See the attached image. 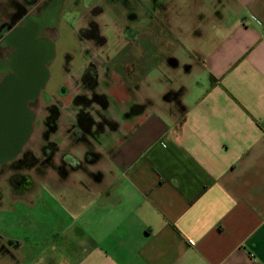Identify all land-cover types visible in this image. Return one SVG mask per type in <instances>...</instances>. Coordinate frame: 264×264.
<instances>
[{
	"label": "crops",
	"instance_id": "0c3cea01",
	"mask_svg": "<svg viewBox=\"0 0 264 264\" xmlns=\"http://www.w3.org/2000/svg\"><path fill=\"white\" fill-rule=\"evenodd\" d=\"M156 1L168 26L126 35L123 79L109 67L116 130L3 212L0 264H264V0Z\"/></svg>",
	"mask_w": 264,
	"mask_h": 264
},
{
	"label": "flooded vegetation",
	"instance_id": "af4514ba",
	"mask_svg": "<svg viewBox=\"0 0 264 264\" xmlns=\"http://www.w3.org/2000/svg\"><path fill=\"white\" fill-rule=\"evenodd\" d=\"M137 1L141 2V0ZM62 2L63 0H43L42 2H38V0H25L24 3L13 1V11L9 12L0 22V62H11L18 53L20 48L19 41L11 42L8 41V38L14 34L15 31L17 32L19 29L26 26L24 22L26 18L31 17L33 19H40L44 17L43 20H46L47 10L54 9L55 7L58 9V7L62 6ZM26 6L32 7L28 10ZM48 29L49 25L45 23V25L35 33V38L42 43L46 42L51 45L52 55L48 60L50 61L54 52L51 39L44 35ZM78 31L79 37L82 38L81 40L88 36V38H91L95 33H87L83 29H79ZM82 32H85V36L82 35ZM130 32H132V30H126L125 35H130ZM2 46L9 47L6 59L2 57ZM95 56L97 55L95 54ZM99 61L101 64L104 62L102 60ZM47 62L44 64L46 71ZM15 72L16 68L14 66L13 68L9 67L5 70L0 69V87L6 83ZM80 79L82 88L90 89L88 93L74 92L68 94L69 92L61 86L56 93L49 96L45 95L47 97V103L49 102L48 105H46L47 114L45 116V128L50 131L49 133L45 132V141L41 143L37 151H35L31 145L26 148H23V146L27 142L34 120L31 106L35 104L44 83L32 98L26 100L25 105L31 116L29 131L19 149L14 154L0 159V214L12 210L14 204L18 202L21 192L29 189H38L33 188L36 187L37 181L42 188L38 190L47 191L50 189V181L48 180L52 175H56L61 179L63 177H68L70 173L86 170L87 165L93 164L99 157L96 147L99 144L108 142L112 132L116 130V124L111 118L112 107L108 96L105 92L96 91V86L99 85V76L94 62L88 63V65L82 69ZM4 98L10 99L11 96L4 93L1 94L0 102L3 101ZM83 102H86V104L84 103V107L82 104ZM58 106L62 108L64 106H72L75 108L74 114L70 115L69 125L66 124L65 127H63L64 131L61 130V132H63L60 142L63 146H60L61 144L50 138L51 135L53 136L55 132H57L59 125L58 118L61 117L62 108L60 110V115H58V109L56 108ZM91 106L93 108L90 110L89 107ZM100 109L104 114L101 113ZM97 112L98 114H95ZM6 113L7 110L5 111L2 109V116ZM15 127L16 124L13 122V134ZM4 133L6 134V131H4ZM10 139L2 141L1 144H6V148L10 147L12 144ZM31 143H33V141L29 144ZM6 202H10L11 205H6ZM41 230H38L39 233L36 234V230L32 228L29 230V233L25 234V237L35 238L41 236L43 233ZM40 231L42 233H40ZM2 238H4L3 234L0 235V239Z\"/></svg>",
	"mask_w": 264,
	"mask_h": 264
},
{
	"label": "rangeland",
	"instance_id": "374dc122",
	"mask_svg": "<svg viewBox=\"0 0 264 264\" xmlns=\"http://www.w3.org/2000/svg\"><path fill=\"white\" fill-rule=\"evenodd\" d=\"M13 1L25 2V0H6L4 5H0V19L5 18L9 12L13 11ZM42 1L38 0V2ZM157 1L156 4H158ZM145 5L147 4L144 0H141V2L137 0H63L62 6L58 7V9L55 7L54 9L47 10L45 21L49 25V29L43 34L51 39L54 53L52 59L46 63L48 72L46 81L40 89L35 104L31 106L34 120L29 137L23 148L31 145L37 151L41 143L45 141V132L49 133L50 131L45 128L46 105L49 103H47V97L45 95L49 96L56 93L61 86L69 92L68 94L74 92L88 93L90 91L88 88H82L80 79L82 69L88 63L94 62L98 72L99 85L96 86L97 92L106 91L104 86L107 87L109 80V67L119 69L117 71L118 75H122L123 79V70L120 72V69L124 66V56L126 50H128L129 42V38L125 35L126 30L141 32L142 30L154 29L155 31L157 30L155 28H161L162 25L166 27L169 24L165 21H147L148 8L146 10ZM157 6L163 10L170 7L168 5L161 6V4ZM31 7L26 6L28 10ZM79 29H83L87 33L95 32L94 36L91 38H88L89 36L84 37L81 40L82 38L78 34ZM85 32H82L83 36H85ZM146 36L139 37L137 44L139 46L142 44L143 47L149 48L148 56H150L152 64L156 66L157 57L161 55L159 53L161 51V44H157V38L152 37L150 39ZM133 49L139 51L137 49L140 48L133 45ZM99 60L104 61V64H101ZM156 74L157 70L153 69L151 75L156 76ZM84 103L86 104V102L82 103L83 107L85 105ZM71 107H56L58 109V115L61 113V108L62 113L61 117L58 118L59 125L57 132L53 136L51 135L50 138L59 144H61L62 132L64 131L63 127L66 124L69 125L70 115L74 114L75 108ZM89 108L91 110L93 107L91 106ZM101 113H103L102 110ZM95 114H98V112ZM61 130L63 131L61 132ZM31 141L34 144H29ZM60 146L63 145L61 144ZM37 182L36 184L38 186L36 185L33 188L39 189L41 187ZM6 205H11V203L6 202ZM45 206L51 209L49 204ZM52 209L54 208L52 207ZM3 215L4 213L0 214V235L4 231L12 232L16 227L12 218H8L6 214L4 217Z\"/></svg>",
	"mask_w": 264,
	"mask_h": 264
},
{
	"label": "water",
	"instance_id": "95a60500",
	"mask_svg": "<svg viewBox=\"0 0 264 264\" xmlns=\"http://www.w3.org/2000/svg\"><path fill=\"white\" fill-rule=\"evenodd\" d=\"M44 21L43 18H26V26L8 38L11 42L19 41L18 53L11 62H0V69L16 68L15 74L0 87V96L3 93L11 96L0 102V159L14 154L25 139L31 119L26 100L37 93L47 76L44 64L51 58L52 47L35 38V33L45 25ZM2 109L7 110L4 116L1 114ZM13 122L16 124L14 134ZM9 139L12 144L6 148V144L1 143Z\"/></svg>",
	"mask_w": 264,
	"mask_h": 264
}]
</instances>
